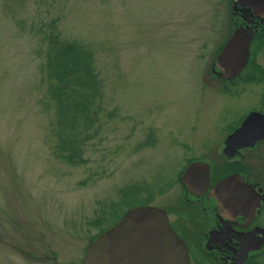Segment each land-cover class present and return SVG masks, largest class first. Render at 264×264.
<instances>
[{
    "label": "rangeland",
    "instance_id": "374dc122",
    "mask_svg": "<svg viewBox=\"0 0 264 264\" xmlns=\"http://www.w3.org/2000/svg\"><path fill=\"white\" fill-rule=\"evenodd\" d=\"M236 5L0 0V264H82L90 241L131 207L173 200L167 187L185 163L178 141L210 129L200 120L210 118L207 77ZM53 19L65 37L91 43L105 83L102 125L78 164L54 152V109L31 30ZM146 182L153 202L121 193Z\"/></svg>",
    "mask_w": 264,
    "mask_h": 264
},
{
    "label": "flooded vegetation",
    "instance_id": "af4514ba",
    "mask_svg": "<svg viewBox=\"0 0 264 264\" xmlns=\"http://www.w3.org/2000/svg\"><path fill=\"white\" fill-rule=\"evenodd\" d=\"M233 13L232 32L252 35L248 60L233 75L211 64L209 100L222 105L206 107L205 135L178 141L185 163L162 206L188 245L189 264H264V15L239 4Z\"/></svg>",
    "mask_w": 264,
    "mask_h": 264
},
{
    "label": "trees",
    "instance_id": "16d2710c",
    "mask_svg": "<svg viewBox=\"0 0 264 264\" xmlns=\"http://www.w3.org/2000/svg\"><path fill=\"white\" fill-rule=\"evenodd\" d=\"M56 23L55 19L41 21L32 24L31 30L39 39L37 53L44 57L42 73L47 82V103L54 109V152L63 160L78 164L86 161L85 146L102 125L105 83L97 70L91 43L65 37ZM114 113L115 110L109 112ZM121 193L141 196L143 202H152L155 197L154 188L147 182L127 185ZM94 223L100 225L97 218Z\"/></svg>",
    "mask_w": 264,
    "mask_h": 264
},
{
    "label": "water",
    "instance_id": "95a60500",
    "mask_svg": "<svg viewBox=\"0 0 264 264\" xmlns=\"http://www.w3.org/2000/svg\"><path fill=\"white\" fill-rule=\"evenodd\" d=\"M236 2L264 15V0ZM251 39L245 27H237L219 53L217 64L232 75L240 71L248 60ZM195 165L184 173L187 182ZM82 264H189V248L172 227L165 209L140 205L130 208L91 241Z\"/></svg>",
    "mask_w": 264,
    "mask_h": 264
}]
</instances>
